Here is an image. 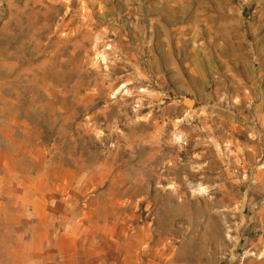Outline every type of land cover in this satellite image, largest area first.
Wrapping results in <instances>:
<instances>
[{
    "label": "rangeland",
    "instance_id": "374dc122",
    "mask_svg": "<svg viewBox=\"0 0 264 264\" xmlns=\"http://www.w3.org/2000/svg\"><path fill=\"white\" fill-rule=\"evenodd\" d=\"M0 264H264V0H0Z\"/></svg>",
    "mask_w": 264,
    "mask_h": 264
},
{
    "label": "water",
    "instance_id": "95a60500",
    "mask_svg": "<svg viewBox=\"0 0 264 264\" xmlns=\"http://www.w3.org/2000/svg\"><path fill=\"white\" fill-rule=\"evenodd\" d=\"M182 100H183V103H184V104L187 103V102L185 103V101H188V102L191 101V102L193 103V100H192L191 98L187 97V96H183V99H182ZM192 103H191V104H192Z\"/></svg>",
    "mask_w": 264,
    "mask_h": 264
},
{
    "label": "bare ground",
    "instance_id": "6f19581e",
    "mask_svg": "<svg viewBox=\"0 0 264 264\" xmlns=\"http://www.w3.org/2000/svg\"><path fill=\"white\" fill-rule=\"evenodd\" d=\"M186 102H187V103H186ZM185 103H186L187 105H191V103H192V102H191V101H190V102H188V101H185Z\"/></svg>",
    "mask_w": 264,
    "mask_h": 264
}]
</instances>
